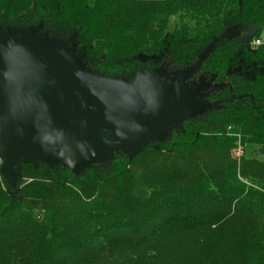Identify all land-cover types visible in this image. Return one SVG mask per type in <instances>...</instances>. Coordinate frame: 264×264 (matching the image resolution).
<instances>
[{"label":"trees","instance_id":"16d2710c","mask_svg":"<svg viewBox=\"0 0 264 264\" xmlns=\"http://www.w3.org/2000/svg\"><path fill=\"white\" fill-rule=\"evenodd\" d=\"M255 26L264 0H0V28L64 40L113 81L142 57L190 68ZM201 66L222 84L165 141L80 171L25 161L15 189L1 177L0 264H264V45L219 44Z\"/></svg>","mask_w":264,"mask_h":264},{"label":"water","instance_id":"95a60500","mask_svg":"<svg viewBox=\"0 0 264 264\" xmlns=\"http://www.w3.org/2000/svg\"><path fill=\"white\" fill-rule=\"evenodd\" d=\"M258 28L232 31L242 35ZM226 34L214 39L164 93L153 85L156 73L125 86L88 75L64 40L0 28V175L15 189L20 158L63 162L80 171L116 150L136 154L145 149L159 128L180 124L205 106L191 108L199 100H184L187 93L180 86ZM174 99L176 109L162 114Z\"/></svg>","mask_w":264,"mask_h":264},{"label":"rangeland","instance_id":"374dc122","mask_svg":"<svg viewBox=\"0 0 264 264\" xmlns=\"http://www.w3.org/2000/svg\"><path fill=\"white\" fill-rule=\"evenodd\" d=\"M33 35L35 38L41 39L43 38L42 35H44V33H38L35 30V32H33ZM254 35H255L254 32L237 35L235 34V32L230 31L226 34L225 38L220 43V45L221 44L226 45L227 43H230L233 41H237L239 44L247 45V42H249L251 38H253ZM142 59L145 63V67L142 69V71H138L133 74L123 73L121 75H117L113 77L114 81L118 83H122L125 86H129L135 83L136 81L140 80L144 74L156 73L155 79L153 80L154 87H156V89L160 92L170 93L171 89L173 88L175 78L178 75L186 72L189 68V65H186V64L184 65L177 64V66L174 64L170 65L172 61L167 60L165 58V55L161 57H153V58H147V59L142 57ZM162 63L167 64L169 66L167 68L163 67L161 65ZM207 67L200 66L198 70L189 79L184 81L180 86V90L184 92L186 91L187 93L183 96L184 100H186L187 102H194V101L199 100L197 104L193 105L191 108L199 109L202 105L208 104L210 103V101H213L212 99H213L214 94L212 91L219 88L220 85L222 84V83H218L217 81L213 80L214 75L209 74L207 72L209 71V68ZM216 97L218 98L219 96H216ZM175 109H176V99L170 101L168 105L166 106V108L160 112L164 115H168L169 113L173 112ZM179 126L181 125L178 124L177 127L179 128ZM169 131H170L169 126H162L156 131V133H154L153 135L149 137V142H150L149 144L153 145V143H156L159 140L165 141L169 137ZM250 151H251L250 148L246 147V152L248 153ZM237 153L238 155H240L242 154V151L238 149ZM128 154H129L128 152H125V153L117 152L116 155H113L110 157V160L111 159L113 160V158H115V156L117 155L127 157ZM123 160L124 159L117 157L116 163L121 162ZM25 161L26 160L20 158L16 162L15 168H14L16 178L19 176L20 165ZM109 163H108V166L106 165L107 170H110ZM1 164L2 162L0 163V167H1ZM115 166H117V164ZM1 177L2 176L0 175V178ZM8 185L11 187L10 184Z\"/></svg>","mask_w":264,"mask_h":264},{"label":"built area","instance_id":"2783aa9c","mask_svg":"<svg viewBox=\"0 0 264 264\" xmlns=\"http://www.w3.org/2000/svg\"><path fill=\"white\" fill-rule=\"evenodd\" d=\"M260 45H264V31L261 33V35L258 38H255L253 36V38L247 42V46L250 48H256ZM2 162V157L0 155V163Z\"/></svg>","mask_w":264,"mask_h":264}]
</instances>
